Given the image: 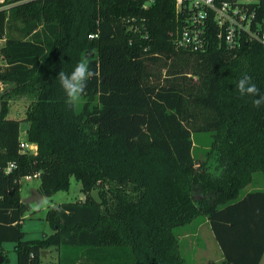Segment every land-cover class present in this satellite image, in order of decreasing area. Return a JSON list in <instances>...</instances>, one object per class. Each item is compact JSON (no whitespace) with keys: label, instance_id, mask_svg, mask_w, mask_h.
<instances>
[{"label":"trees","instance_id":"16d2710c","mask_svg":"<svg viewBox=\"0 0 264 264\" xmlns=\"http://www.w3.org/2000/svg\"><path fill=\"white\" fill-rule=\"evenodd\" d=\"M139 4L31 0L0 9V83L10 86L0 94V264L2 244L16 264H40L48 248L56 264H187L173 230L198 217L223 264H264V191L243 192L254 173L264 178V104L236 88L248 74L264 95V47L227 50L210 36L203 51L175 49L173 0ZM255 17L264 23V0ZM130 18L144 21L142 32L129 29ZM81 60L96 75L69 105L58 74ZM11 96L30 99L33 156L17 152ZM193 133L211 137L202 159L192 155ZM7 163L15 168L3 174ZM33 174L41 197L67 191L73 178L96 199L49 209L52 233L24 240L18 182Z\"/></svg>","mask_w":264,"mask_h":264},{"label":"rangeland","instance_id":"374dc122","mask_svg":"<svg viewBox=\"0 0 264 264\" xmlns=\"http://www.w3.org/2000/svg\"><path fill=\"white\" fill-rule=\"evenodd\" d=\"M28 1L31 0H4L0 9H8ZM2 45L3 41H0V47ZM9 87V85L0 83V94L7 91ZM29 102L30 99L25 96H11L7 99V118L15 119L19 122L20 138H24L25 129L27 128V122L24 118ZM78 102H80L79 99L75 103L78 104ZM210 141L211 137L208 133L192 134V155L195 159L204 157ZM37 186V178H30L29 180L21 178L18 182L21 200L28 197L30 189L37 190ZM79 188V183L70 178L67 191L56 192L50 197H41L38 204L31 203L26 205L21 221V231L24 233V240H39L52 233L44 219L45 212L49 209L63 203L83 202L87 196L96 199V190H92L85 195L80 192ZM253 189L264 191V178L260 173L253 174L252 182L245 187L243 192ZM243 192L239 195L241 196ZM173 232L178 236L179 252L187 264H223L220 251L213 240L208 225L201 217L194 219L186 226L174 228ZM1 248L7 258V264H16L12 245L2 244ZM43 251H45V255L43 259H40V264H56V251L52 248Z\"/></svg>","mask_w":264,"mask_h":264},{"label":"built area","instance_id":"2783aa9c","mask_svg":"<svg viewBox=\"0 0 264 264\" xmlns=\"http://www.w3.org/2000/svg\"><path fill=\"white\" fill-rule=\"evenodd\" d=\"M135 1V0H134ZM142 10H147L154 0H136ZM4 0H0V6ZM257 0H173L174 26L167 36L175 49L188 52L203 51L208 46L209 37L227 50L239 48L245 43H257L264 47V23L255 17ZM134 18L129 29L142 32L143 23L134 25ZM146 34H144L145 37ZM97 33L87 35L95 39ZM17 137V152L23 156L36 154V145ZM15 168L14 163H7L2 169L9 174ZM37 174L22 177L25 180L37 178Z\"/></svg>","mask_w":264,"mask_h":264},{"label":"clouds","instance_id":"9594fccd","mask_svg":"<svg viewBox=\"0 0 264 264\" xmlns=\"http://www.w3.org/2000/svg\"><path fill=\"white\" fill-rule=\"evenodd\" d=\"M95 75L96 73L91 69L86 60L79 61L71 73L60 71L58 79L66 94V103L69 105L74 104L85 93L88 81ZM236 88L241 96L250 95L258 97L254 100L256 107L264 104V95L259 93L258 87L252 82V78L248 74H245L237 81Z\"/></svg>","mask_w":264,"mask_h":264},{"label":"water","instance_id":"95a60500","mask_svg":"<svg viewBox=\"0 0 264 264\" xmlns=\"http://www.w3.org/2000/svg\"><path fill=\"white\" fill-rule=\"evenodd\" d=\"M40 200H41V195L37 192V190L30 189L28 197L25 199H22L20 202L24 205H28L31 203L38 204ZM44 255H45V251L40 252V259H43ZM0 263H1V258H0Z\"/></svg>","mask_w":264,"mask_h":264}]
</instances>
